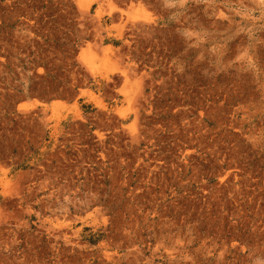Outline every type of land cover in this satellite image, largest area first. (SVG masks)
I'll list each match as a JSON object with an SVG mask.
<instances>
[{
    "label": "rangeland",
    "instance_id": "374dc122",
    "mask_svg": "<svg viewBox=\"0 0 264 264\" xmlns=\"http://www.w3.org/2000/svg\"><path fill=\"white\" fill-rule=\"evenodd\" d=\"M0 264H264V0H0Z\"/></svg>",
    "mask_w": 264,
    "mask_h": 264
},
{
    "label": "bare ground",
    "instance_id": "6f19581e",
    "mask_svg": "<svg viewBox=\"0 0 264 264\" xmlns=\"http://www.w3.org/2000/svg\"><path fill=\"white\" fill-rule=\"evenodd\" d=\"M59 102L55 101L52 105H56L58 104ZM37 104H41V103H38V102H31V103H21L18 105L19 108H22V109H27V108H33L35 107Z\"/></svg>",
    "mask_w": 264,
    "mask_h": 264
}]
</instances>
